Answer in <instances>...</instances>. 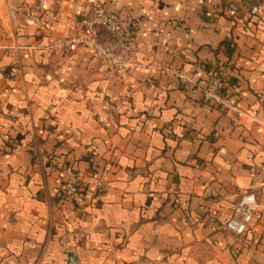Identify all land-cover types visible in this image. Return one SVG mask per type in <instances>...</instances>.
<instances>
[{
  "label": "crops",
  "instance_id": "obj_1",
  "mask_svg": "<svg viewBox=\"0 0 264 264\" xmlns=\"http://www.w3.org/2000/svg\"><path fill=\"white\" fill-rule=\"evenodd\" d=\"M92 1L0 0V264H264V212L224 228L264 191V0H99L133 20L113 74L57 46ZM209 69L242 115L175 73Z\"/></svg>",
  "mask_w": 264,
  "mask_h": 264
},
{
  "label": "built area",
  "instance_id": "obj_2",
  "mask_svg": "<svg viewBox=\"0 0 264 264\" xmlns=\"http://www.w3.org/2000/svg\"><path fill=\"white\" fill-rule=\"evenodd\" d=\"M90 8L89 15L81 20V33L61 41L57 46L67 51H73L79 46L91 48L93 57L105 62L112 74L138 66V63L129 59L133 40V20L123 18L107 9L99 0H93ZM101 30L106 31L109 40L101 39ZM163 69L172 70L170 67ZM175 73L189 86L191 92L199 94L203 101L236 111L238 115L243 114L233 97L224 89L223 76L216 70H207L204 79L195 72ZM64 173L65 179L59 186V195L64 199H70L80 193L83 173L69 165L65 167ZM98 187H103L100 181ZM261 212H264V191L261 196L254 192L245 193L235 203L232 215L225 222L224 228L242 238L247 235L255 218Z\"/></svg>",
  "mask_w": 264,
  "mask_h": 264
},
{
  "label": "trees",
  "instance_id": "obj_3",
  "mask_svg": "<svg viewBox=\"0 0 264 264\" xmlns=\"http://www.w3.org/2000/svg\"><path fill=\"white\" fill-rule=\"evenodd\" d=\"M245 236H246V235H245ZM245 236H244V237H242L241 239L245 240Z\"/></svg>",
  "mask_w": 264,
  "mask_h": 264
}]
</instances>
